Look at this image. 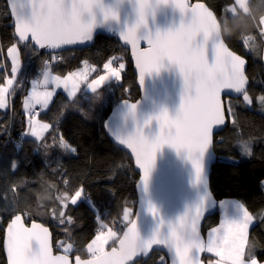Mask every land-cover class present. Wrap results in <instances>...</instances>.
I'll return each mask as SVG.
<instances>
[{"label": "trees", "instance_id": "obj_1", "mask_svg": "<svg viewBox=\"0 0 264 264\" xmlns=\"http://www.w3.org/2000/svg\"><path fill=\"white\" fill-rule=\"evenodd\" d=\"M194 1V0H191ZM205 2L215 13L221 28H232L235 17L228 12L234 0H198ZM264 7V0H253ZM260 18L257 23L262 26ZM249 25L251 17H246ZM259 27L241 29L224 39L228 46L247 60L249 78V105L243 96L229 98L233 114L227 126L214 136L217 159L212 165L210 188L219 201L237 199L252 214L254 222L248 230L247 242L252 246L254 258L264 261V37ZM247 40L245 44L244 41ZM16 42L14 25L6 0H0V46L7 61V47ZM21 60L26 64L18 74L19 84L9 104L0 109V264H6L3 252L4 227L16 214L22 213L26 222L39 220L48 225L53 235L55 251L63 252V243L72 244L68 255L89 257L87 244L98 232L102 223L113 228L118 236L128 223L124 209H130L133 218L137 204L135 184L139 174L130 155L108 137L104 121L112 108L123 99H136L139 89L130 52L117 38L98 34L88 47L66 49L57 53L32 49L20 45ZM53 69L71 71L90 61L103 70V64L114 59L122 60L125 68L119 81H111L97 92L82 91L69 97L58 91L39 117L51 126L47 137L54 143L39 145L25 135L29 125L23 109L30 82L41 75L45 60ZM1 61V60H0ZM10 65V61H7ZM115 63V61L113 62ZM4 69L0 70L3 75ZM10 74V70H9ZM61 138L69 145L60 146ZM247 144L248 152H244ZM41 148V151H40ZM82 190L83 197L75 205L64 208L57 197L74 195ZM6 193V196L4 194ZM65 211L72 217L70 225L58 226L54 214ZM219 221L218 209L208 216L202 232ZM68 229V234L65 233ZM117 239H113L108 248ZM107 248V249H108ZM164 256L154 251L145 260L134 264H161ZM207 264V254H202ZM164 261V260H163ZM164 264H167L164 261Z\"/></svg>", "mask_w": 264, "mask_h": 264}, {"label": "snow or ice", "instance_id": "obj_2", "mask_svg": "<svg viewBox=\"0 0 264 264\" xmlns=\"http://www.w3.org/2000/svg\"><path fill=\"white\" fill-rule=\"evenodd\" d=\"M167 2L168 0H134L135 21L120 33L122 40L132 47L136 66L140 70L141 85L145 74L159 71L166 59L178 66L184 81L182 102L175 116H170L165 109L154 117L159 123V132L153 139L144 134V126L150 124L152 117L145 120L143 126L138 125L134 133L120 138L122 145H126L135 154L136 164L142 169L141 182L145 190L157 150L165 144L177 151L187 149L197 179L200 178L202 157L212 146L213 127L225 124V111L229 115L233 114L232 103L230 100H222V92L227 90L229 93L241 94L244 102L249 105L252 103L246 88V60L231 51L225 40L220 38L217 16L205 4L190 5L187 0H172L174 6L188 17L187 22L182 19L179 27L166 31L157 29L155 33L148 29L149 15H153L160 4ZM237 7L247 11L245 0H234L228 12L234 15ZM10 8L14 17L16 42L7 48V61H10V65L7 61L0 62V69L5 70L0 75V109L10 107L9 100L17 91L18 73L21 71L20 45L36 52L39 49L56 50L64 45L84 43L91 39L94 27L100 22L95 17L85 19L82 10L76 7V0H72L71 7L68 6V0H27V9L23 0H11ZM100 18L103 21L118 19V13L108 9L101 13ZM261 24L259 34L264 37V20ZM141 29L144 31L141 32ZM198 35L202 36L199 41ZM142 40L149 45L145 50L139 48ZM113 62L109 60L104 63L105 74L93 79L87 87L97 92L109 78L119 81L125 64L119 63L118 67H113ZM44 64L42 79L31 82V92L24 100L29 134L36 138H41L42 133L51 127L36 119L39 115L37 106L46 109L56 88L61 85L68 90L69 95H75L80 84L85 83L89 75V70L85 69L64 77L53 76L49 71L48 61ZM40 85L44 90H39ZM259 99L264 103V96ZM124 103L128 106L129 114L135 117L137 103ZM60 146L69 147L62 138ZM243 150L249 151L247 144ZM81 196L82 191L77 190L74 195L64 193L57 199L67 208L69 199L71 205H75ZM205 210L206 204L202 201L189 207L175 222L161 218L154 233L143 238L137 230L136 220L129 219L131 210L125 208L123 219L128 223L125 225L127 230L124 232V239L120 241L121 247L112 251L105 250V245L119 236L112 227L101 224L98 234L87 246L93 259L82 260L77 256L75 264H130L134 257L146 255L153 245L167 248L172 264H202V252L214 253L219 257L215 264H258L252 246L247 242L248 229L253 222L252 214L242 206L237 218L223 219L220 227L213 228L205 241L199 232V221ZM149 211L154 216H159V210L154 205L149 204ZM54 215L58 226L73 222L65 211ZM23 221L21 215H15L8 223L4 242L8 264H70L68 254L73 248L72 244L65 246L62 243L64 254L54 256L49 229L38 223L26 227ZM64 230L68 234V229ZM161 264H164L163 258ZM209 264L212 262L209 261Z\"/></svg>", "mask_w": 264, "mask_h": 264}, {"label": "water", "instance_id": "obj_3", "mask_svg": "<svg viewBox=\"0 0 264 264\" xmlns=\"http://www.w3.org/2000/svg\"><path fill=\"white\" fill-rule=\"evenodd\" d=\"M6 2L11 15V0H6ZM23 2L25 3L27 9V0H23ZM187 2L190 5L203 3L209 8V6L203 1L187 0ZM109 3L114 6L116 12L118 13V19L109 18L107 21H103L102 18H100V22H98L94 27L91 34V39L89 41L74 45H64L60 49L56 50H40L57 53L66 49H82L93 44L96 36L100 33L117 38L121 46L128 49L130 52L133 69L136 74V83L140 95L136 99L120 100L112 108L103 125L106 134L112 140V142L130 155L134 163L135 170L139 174L135 184L137 204L132 220H136L137 230L141 237L148 238L159 227L161 218H163L165 221L175 219L183 215L189 207L197 205L203 201L206 204V210L204 211L203 217L199 221V232L201 238L206 241L205 234L202 232V226L205 219L208 216L214 214L219 208V201L215 198L210 188L212 165L217 159V154L214 150V136L227 126L229 122L228 112L225 111V124L213 127L212 146L206 150L202 157V172L199 179H197L196 170L192 160L188 156L187 149H181L177 151L171 145L165 144L157 150L155 164L150 174L147 189L145 190L144 185L141 182V176L143 174L142 169H140L136 164L135 154L132 153V150L127 148L126 145H122L120 138L134 133L138 125L143 126L144 121L152 117L150 124L144 126V134L149 139H153L159 132V123L154 119V117L160 111L165 109H167L170 116H175L182 102L184 81L178 66L166 59L159 71L146 73L143 85L140 84V70L136 66V59L133 55L132 47L130 44L125 43L120 35V33L125 30L129 24L134 23L135 21L136 14L134 0H123L122 3L120 0H109ZM209 9L211 10V8ZM11 17L12 23L14 25V17L12 15ZM182 19L187 22L188 17L181 13V11L174 6L172 0H168L167 3L160 4L156 8L153 15H149L148 29L153 33H155L157 29L160 31L175 29L176 27H179ZM219 29H221V24L219 20H217V31H219ZM143 31L144 29H141V32ZM200 39H202V36L198 35L197 40L199 41ZM226 45L228 46L227 43ZM148 47L149 45L146 41H140V50H145ZM228 48L236 55L241 56L246 60L244 56L240 55L229 46ZM209 59H212L211 53H209ZM246 67L247 60L245 65V74ZM249 82L250 80L248 78V84L246 85V88H248ZM241 96V94H237L235 92L229 93L227 90L221 94L223 101H227L229 98H238ZM125 101H127L129 104L137 103L135 117L129 114L128 106L124 103ZM149 204L154 205L159 210V216H154L153 213L149 211ZM16 215H21L24 218L22 213H18ZM14 216L4 227L3 252L5 255L6 264H8L7 252L4 246L6 239V229L8 223H10ZM23 222L26 227H31L32 223L42 224L44 227H47L51 233L50 243L53 255L55 256L64 254V252L55 251L53 246V235L48 225L39 220H31L26 222L25 218ZM126 230L127 228L125 227L120 233L115 244L106 249V251H112L113 249H119L121 247L120 241L124 239V232ZM154 251L161 252L166 258V263L172 264V257L169 254L167 248L160 245H153L148 250L146 255H138L134 257L130 264H134L139 260L147 259ZM203 253L204 252L200 254V259L202 264H205V262L202 260ZM77 256L79 255H69L70 264H75V258ZM79 257L82 260L93 259L91 256Z\"/></svg>", "mask_w": 264, "mask_h": 264}, {"label": "rangeland", "instance_id": "obj_4", "mask_svg": "<svg viewBox=\"0 0 264 264\" xmlns=\"http://www.w3.org/2000/svg\"><path fill=\"white\" fill-rule=\"evenodd\" d=\"M231 6L232 5H230V8H231ZM262 20H264V17H261L260 18V21L262 22ZM11 46V45H10ZM10 46H8V47H10ZM7 47V48H8ZM3 57H5V55H3ZM0 59H1V56H0ZM109 61V60H108ZM107 61V62H108ZM114 61H115V63H113V67H118V62L114 59ZM0 62H3L2 60L0 61ZM87 62V64H85V61H83L82 62V64L80 65V66H78L77 68H75V69H73V70H71V71H60V70H56V69H53L52 67H51V65H48V68H49V71L51 72V74L53 75V76H55V75H59V76H61V77H64V76H67L69 73H73V72H77V71H82V70H85V69H88L89 70V75H88V79H87V81L85 82V83H82V84H80V85H82V88L84 89V90H86V91H89L90 92V88H88L87 87V84L88 83H91V81L93 80V79H96L99 75H103V74H105V72L104 71H100L99 70V67H97V65L96 64H94V63H92V62H90V61H86ZM119 63H123V61L122 60H119ZM22 67H23V69H24V67H26V64H24V62H22V60H21V71L18 73V74H20L21 72H22ZM44 67H45V65H43V68L42 69H44ZM1 70V69H0ZM44 71V70H43ZM42 75H43V72L41 73V75L39 76V77H37L36 78V80H40V79H42ZM34 80V79H33ZM111 81H115V79L114 78H109L105 83H104V85H102V86H105L106 84H109ZM0 82H2V81H0ZM61 86H63V85H61ZM102 86L100 87V88H102ZM31 87H32V84H30V86H29V91L31 92ZM54 87V86H53ZM81 88V86L79 87V89ZM82 88L79 90V91H77V93L74 95V96H72V97H75L77 94H79L81 91H82ZM99 88V89H100ZM56 91L57 90H55V92H54V95H56L57 93H56ZM91 91H93V90H91ZM54 95H53V97H54ZM38 107H42V106H37V111H38V113H40V112H42V111H45L47 108H48V106H47V108L45 109L44 107H42V109L41 110H39L40 108H38ZM23 109H24V111H25V113L27 114V111H26V109L23 107ZM28 117V116H27ZM36 119H38V120H40L41 122H46L45 120H43V119H41L40 117H39V115H37L36 116ZM47 123V122H46ZM48 143V146H52V144L54 143V140H52V138H49V137H47L46 139H45V141L44 142H42L43 144L44 143ZM40 151H41V148H40ZM81 190V189H80ZM82 191V190H81ZM82 197H83V194H82V196L77 200V202L80 200V199H82ZM219 201H221V202H223V201H227V204H226V202L224 203V206H222V210H220V216H221V213H224V216L226 217V218H230V219H233V218H237L240 214H241V210H242V206H244L243 205V203H242V201H240V200H238V201H236V200H234V199H228V200H219ZM218 212H219V208H218ZM221 218V217H220ZM224 219V218H223ZM222 219V220H223ZM222 220H221V222H222ZM221 222L219 223V224H221ZM103 225H105L104 223H102ZM108 226V225H107ZM108 227H110V226H108ZM105 231L107 230L106 228L104 229ZM113 231H115V230H113ZM116 232V231H115ZM98 234V232L96 233V235ZM95 235V236H96ZM117 235H118V233H117ZM95 236L93 237V239L95 238ZM92 239V240H93ZM91 240V241H92ZM90 241V242H91ZM112 240H110L109 242H108V244H106L105 245V250L108 248V245H109V243L111 242ZM89 242V243H90ZM88 243V244H89ZM88 244H87V246H88ZM87 246H86V248H87ZM162 258H163V260L164 261H166V258H165V256H162ZM256 260H257V262H258V264H260V261L257 259V258H255ZM217 260V259H216ZM214 258H213V256L212 255H208L207 254V264H209V261H211L212 262V264H215V261H216ZM263 263H264V261H263Z\"/></svg>", "mask_w": 264, "mask_h": 264}, {"label": "clouds", "instance_id": "obj_5", "mask_svg": "<svg viewBox=\"0 0 264 264\" xmlns=\"http://www.w3.org/2000/svg\"><path fill=\"white\" fill-rule=\"evenodd\" d=\"M122 3L123 0H120ZM72 0H68V6L71 7ZM245 6L247 11L237 7L234 17L235 24L232 28H221L218 31V34L221 39L230 38L236 34L237 31L241 29H249L251 27H259L257 20L259 17H264V7L258 8L253 0H245ZM76 7L82 10L84 18L91 20L93 17L100 19L101 13L108 9L116 11L114 6L109 3V0H76ZM246 17H251L253 23L248 24ZM175 219L168 220L170 222H175Z\"/></svg>", "mask_w": 264, "mask_h": 264}, {"label": "crops", "instance_id": "obj_6", "mask_svg": "<svg viewBox=\"0 0 264 264\" xmlns=\"http://www.w3.org/2000/svg\"><path fill=\"white\" fill-rule=\"evenodd\" d=\"M6 53H7V51H6ZM7 56V55H6ZM34 80H36V79H34ZM33 80H31V82H32ZM30 82V84H32ZM81 86V88H82V85H80ZM39 87V90H44V88H43V86L42 85H40V86H38ZM80 88V89H81ZM79 89V90H80ZM83 89V88H82ZM56 93L58 92V91H62L63 93H65L67 96H69V97H72V96H74V95H69V92H68V90H66L63 86H61V87H59V88H56ZM91 91V90H90ZM29 93H30V91H28V94L26 95V97L29 95ZM55 96V95H54ZM25 97V98H26ZM54 97H52V99H53ZM52 99H51V101H52ZM25 100V99H24ZM51 101L49 102V104H48V106L50 105V103H51ZM23 107H24V105H23ZM38 108H40L39 110H41L42 109V107H38ZM27 115V114H26ZM27 121H28V117H27ZM44 122V121H43ZM44 123H46V122H44ZM49 124V123H48ZM51 128V127H50ZM50 128L48 129V131H46V132H44V133H42V137L41 138H36V137H33V136H31L30 134H29V128H28V130H27V132L25 133V135H27V136H30V137H32V138H34V139H36L38 142H39V145H41V144H43L42 142H44L45 141V139L47 138V136H48V134H49V131H50ZM221 200H228V199H221ZM234 200H236V201H238L237 199H234ZM226 202V204H227V201H223V202H221V201H219V221H218V223L215 225V226H213V227H211V228H209V229H207L206 230V232H205V239L207 240L208 239V236H209V233L211 232V230L213 229V228H219L220 227V225L221 224H219L220 222H221V220L224 218V219H230V218H226L225 216H224V213H221V216H220V210H222V206H224V203ZM221 217V218H220ZM233 219H235V218H233ZM253 222H254V220H253ZM252 222V223H253ZM252 223L250 224V226L252 225ZM250 226H249V228H250ZM249 230V229H248ZM247 236H248V233H247ZM89 254H91V253H89ZM206 254H210V255H212L213 256V258L216 260H218L219 259V257H217L214 253H207L206 252ZM260 264H264V263H260Z\"/></svg>", "mask_w": 264, "mask_h": 264}, {"label": "built area", "instance_id": "obj_7", "mask_svg": "<svg viewBox=\"0 0 264 264\" xmlns=\"http://www.w3.org/2000/svg\"><path fill=\"white\" fill-rule=\"evenodd\" d=\"M3 53H2V49H1V46H0V56H1V59L3 62H4V57H3ZM45 61H48L47 59H44ZM97 230H100V227L97 228Z\"/></svg>", "mask_w": 264, "mask_h": 264}]
</instances>
